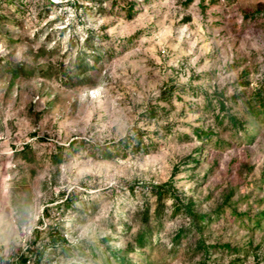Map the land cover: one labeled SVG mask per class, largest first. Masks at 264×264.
I'll use <instances>...</instances> for the list:
<instances>
[{
  "label": "rangeland",
  "instance_id": "obj_1",
  "mask_svg": "<svg viewBox=\"0 0 264 264\" xmlns=\"http://www.w3.org/2000/svg\"><path fill=\"white\" fill-rule=\"evenodd\" d=\"M73 1L0 0V233L40 215L0 264H264V119L246 108L264 95V0ZM137 131L149 152H116Z\"/></svg>",
  "mask_w": 264,
  "mask_h": 264
},
{
  "label": "trees",
  "instance_id": "obj_2",
  "mask_svg": "<svg viewBox=\"0 0 264 264\" xmlns=\"http://www.w3.org/2000/svg\"><path fill=\"white\" fill-rule=\"evenodd\" d=\"M192 1L193 0H186L185 2L187 4H189ZM49 2L53 3L52 1H49ZM77 2H78V0H74L73 4H76L78 7L81 6V5H78ZM132 10H133V6L131 4L127 7V12H128L129 17L133 16ZM89 38H91V37H89ZM89 40L90 39H88V41ZM88 66H89V64L85 60L80 61V56L78 55L77 60L74 64V71H75L74 75L77 76L78 78H81L82 75L85 74ZM67 75L69 76L70 79L73 78V76H71L69 74V72H67ZM169 94H172L171 88H165L161 92V98L163 100L168 101L171 98V95H169ZM226 101H227V99H226ZM209 104H210V106H212L213 103L211 100L209 101L208 105ZM219 104H220V109L227 110L228 107H226L225 99L223 97H222V99L219 100ZM246 108L255 117L264 119V95L261 92H257L253 97H250L246 101ZM148 113L151 117L157 116V111L153 107L149 110ZM229 118H230V123L232 124L233 128L236 131L245 132V130H246V128L244 126L245 122L243 120L239 119L236 115H232V114L229 115ZM196 132L200 138H203L204 136H209L212 131H204L203 129H197ZM244 136L248 140L252 139V137L250 135L245 134ZM80 142L85 143L86 141L84 139H82ZM74 144H75V141L72 140L69 142L68 146L73 147ZM115 145H117L116 152H119L120 148H124L126 150L129 149L133 152H145V153H148L151 146H153L151 142H146V139H145L142 131H137L136 133H134L132 135H126L124 138L119 139L115 143ZM28 148H29V145L26 144V146L23 147V150H26ZM64 148L65 147H63L62 145L56 144V150H57L56 154H61V152L63 151ZM106 154H107L106 156L108 158H111L114 156L112 150L107 151ZM57 157H58V155H57ZM193 160L197 161V159H193ZM171 188H172L171 182L153 184L151 186V192L153 193L154 196H156V198L158 200L159 206H158V208H156V211H155L156 215L158 217H160L162 214V211H161L162 201H163L164 197L168 193H170ZM183 208H184V210H186V212L190 216H192L193 223L196 224L198 230H200V231H202V228H203L202 224H204V222H206L208 220H211L210 215L196 213L194 211V203L191 200L188 201L185 205H183ZM219 213H220V211L218 210L216 212V215H219ZM44 216H49V210L47 208H44ZM263 216H264V214H263ZM143 220L145 222H149V210L148 209H146L143 212ZM256 224L258 226H260L261 225L260 220H256ZM177 235H178L177 239H179L182 234L180 232ZM149 238H150L149 231L144 229V230H141L137 233L136 242H137L138 246L144 247L147 244ZM43 253H44V250L41 249L39 251V256H38V259L36 261L37 264H39V261L41 260ZM20 260L22 263H25L28 260V256L25 254H21Z\"/></svg>",
  "mask_w": 264,
  "mask_h": 264
},
{
  "label": "clouds",
  "instance_id": "obj_3",
  "mask_svg": "<svg viewBox=\"0 0 264 264\" xmlns=\"http://www.w3.org/2000/svg\"><path fill=\"white\" fill-rule=\"evenodd\" d=\"M4 214H5L4 207H0V217H3ZM39 219H40L39 212H37L34 215H31L22 223H18V221L21 220V217L18 218L17 223L19 227L13 231V234L9 240H6L3 234L0 233V245H6L12 242H19L21 239H26L27 238L26 234L30 233V231L36 227V221Z\"/></svg>",
  "mask_w": 264,
  "mask_h": 264
},
{
  "label": "built area",
  "instance_id": "obj_4",
  "mask_svg": "<svg viewBox=\"0 0 264 264\" xmlns=\"http://www.w3.org/2000/svg\"><path fill=\"white\" fill-rule=\"evenodd\" d=\"M25 263H28V264H30V260L28 259V260H27ZM25 263H24V264H25Z\"/></svg>",
  "mask_w": 264,
  "mask_h": 264
}]
</instances>
